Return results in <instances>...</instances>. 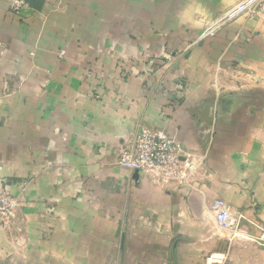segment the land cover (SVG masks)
<instances>
[{
	"label": "crops",
	"instance_id": "0c3cea01",
	"mask_svg": "<svg viewBox=\"0 0 264 264\" xmlns=\"http://www.w3.org/2000/svg\"><path fill=\"white\" fill-rule=\"evenodd\" d=\"M14 1L0 0V179L22 212L0 226V264H264V99L212 89L228 62L261 67L264 16L197 41L239 0ZM142 126L193 160L187 184L117 163Z\"/></svg>",
	"mask_w": 264,
	"mask_h": 264
},
{
	"label": "built area",
	"instance_id": "2783aa9c",
	"mask_svg": "<svg viewBox=\"0 0 264 264\" xmlns=\"http://www.w3.org/2000/svg\"><path fill=\"white\" fill-rule=\"evenodd\" d=\"M254 0H248L247 4L241 6L230 16L249 7ZM24 7L22 0H15L12 9L18 13ZM182 148L172 137L162 131L153 130L142 126L135 135V138L127 143V146L120 152L117 163L120 166L136 170L151 177L159 178L168 182L175 180L181 184H187L191 175L194 174L195 165L188 156L181 158ZM17 201L9 194L7 183L0 179V225L7 224L15 217ZM212 213L220 226L232 227L237 223L235 217L230 214L228 203L222 199H216L212 205ZM264 232V230H263ZM264 238V233L261 236ZM216 253H210L205 257L207 264L218 260Z\"/></svg>",
	"mask_w": 264,
	"mask_h": 264
},
{
	"label": "rangeland",
	"instance_id": "374dc122",
	"mask_svg": "<svg viewBox=\"0 0 264 264\" xmlns=\"http://www.w3.org/2000/svg\"><path fill=\"white\" fill-rule=\"evenodd\" d=\"M247 1L248 0H239L237 4L233 6L230 10H227V11L223 10L219 12L218 14H215L211 18H207L206 19L207 22L204 24L202 32L199 38L197 39V41L201 39H205V38L214 37L215 35H217V33L219 32L222 26L229 23L233 19L240 18V17L246 18V19H254V18L264 16V0H254L253 3L249 7L238 12L234 16H229L230 11H232L238 4L240 3L247 4ZM149 60L153 61V59H149ZM160 61L162 62L161 63L162 66H165V68H168V69L169 68L172 69L174 66L175 67L178 66L179 59H173V57L164 56V59L162 60L160 59ZM259 63L261 64V67L254 66L252 61L247 60L244 63L245 66L242 69V68H238L236 63H234V66H231V62L230 63L228 62L227 65L230 68H228L229 70H228L227 75H224V68L219 69L218 68L219 64H217L218 73L216 75L215 74L213 75L212 89H214V91L218 92L219 94H223L225 90L228 91V89H224V86L220 84L221 80L224 79V82L227 83L228 85H234V86L240 87L238 89L239 91H242L243 90L242 88H244L245 96H252L253 91L257 90L258 91L257 95L259 96V94H261V97L264 99V60L259 61ZM153 64L156 65V62H153ZM180 76L177 77L178 79L177 83L175 82V88L178 91H182L184 88L183 86L184 81L179 79L181 78ZM230 90H232V92L235 93L237 88H233ZM230 90L227 92L228 94H232ZM13 197L17 201L15 217L12 218L7 224L0 225L5 230V232H9L11 228H14L15 226H17V224L15 223L16 217L20 212H22L21 204L18 198L15 195ZM46 210L48 212L55 211V205L54 204L50 205ZM230 214L231 216H234L233 213L230 212ZM237 226H238L237 223H235L233 224L232 227H230V229H228L230 239L237 237V232L239 231ZM222 229H224V227H222ZM263 233L264 232L262 231L261 234L257 236V238H254V241L261 243L262 246H264V238L261 237Z\"/></svg>",
	"mask_w": 264,
	"mask_h": 264
},
{
	"label": "bare ground",
	"instance_id": "6f19581e",
	"mask_svg": "<svg viewBox=\"0 0 264 264\" xmlns=\"http://www.w3.org/2000/svg\"><path fill=\"white\" fill-rule=\"evenodd\" d=\"M245 4V3H244ZM244 4H243V6H244Z\"/></svg>",
	"mask_w": 264,
	"mask_h": 264
}]
</instances>
